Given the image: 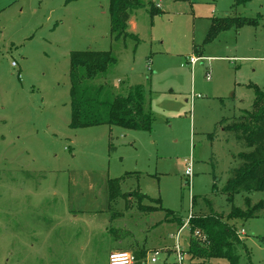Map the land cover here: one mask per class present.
I'll list each match as a JSON object with an SVG mask.
<instances>
[{"label":"rangeland","instance_id":"obj_1","mask_svg":"<svg viewBox=\"0 0 264 264\" xmlns=\"http://www.w3.org/2000/svg\"><path fill=\"white\" fill-rule=\"evenodd\" d=\"M139 2L127 28L137 43L111 34L110 0H0V264H109L118 252L133 264H178L179 231L182 264H227L188 254L192 236L208 241L191 235L192 215L211 207L226 217L246 197L264 202L263 192L228 200L241 148L217 127L252 107L250 85L264 90V0ZM225 15L256 24L206 43L212 19ZM83 51L117 60L92 84L121 95L143 87L149 131L69 127L70 55ZM126 175L123 194L138 190L162 210L141 211L129 197L110 202L109 181ZM168 211L176 222L165 221ZM228 223L245 232L239 264H264V207Z\"/></svg>","mask_w":264,"mask_h":264},{"label":"trees","instance_id":"obj_2","mask_svg":"<svg viewBox=\"0 0 264 264\" xmlns=\"http://www.w3.org/2000/svg\"><path fill=\"white\" fill-rule=\"evenodd\" d=\"M234 7L245 6L254 0H234ZM139 0H110L111 34L116 40L128 37L138 43V38L127 32L131 14L141 9ZM151 16L160 15V10L151 6L147 10ZM205 42L211 43L216 37L226 31L239 30L246 25L256 24V20L241 16L214 18L210 23ZM116 58L111 52L83 51L72 52L70 55V110L72 129L93 126H117L133 131H149L153 117L146 107V96L142 86H130L126 95L115 94L108 85H95L91 81L107 77L108 70L115 66ZM91 82V85L86 83ZM252 87L255 98L249 110L232 119H222L217 127L240 146L241 152L233 156L239 164L229 172V178L224 187L228 200L236 193L250 195L256 192L264 193V90ZM215 134L211 135L214 140ZM131 175L110 180L108 184L109 200H135L141 211L155 212L162 207L143 204L149 198L138 190L128 194L122 193V184ZM130 200V201H131ZM204 202L208 198L203 199ZM159 203V202H158ZM264 207V202L253 204L250 197L245 198V208L231 207L225 217L216 213L213 208L209 212L201 209L193 214L189 221L191 235L199 230L206 235L207 242L196 240L193 236L188 254L193 259L226 260L227 264H239L237 250L243 246V240L228 222L232 220H248L257 217ZM117 215V214H116ZM119 216V215H118ZM117 217V216H115ZM178 219L172 212H167L165 221L176 222ZM179 223V222H178ZM181 228L183 225L180 223ZM188 226V225H187ZM206 241V240H205ZM147 252L143 253V258Z\"/></svg>","mask_w":264,"mask_h":264},{"label":"built area","instance_id":"obj_3","mask_svg":"<svg viewBox=\"0 0 264 264\" xmlns=\"http://www.w3.org/2000/svg\"><path fill=\"white\" fill-rule=\"evenodd\" d=\"M200 58H196V57H192L191 60L193 61V63H195L196 61H198ZM186 176H189V178H191L192 176V167L189 166L185 172ZM190 183V182H189ZM180 232V231H179ZM179 232L176 234V246H175V251H176V256H177V260H178V264H182L183 262V254L182 251L179 248ZM242 234H245L244 230L241 231L240 233H238L239 236H241ZM155 256L157 255V253L154 254ZM133 257L129 254V253H113L111 255H109V264H133ZM152 263L156 262V258H152L151 259Z\"/></svg>","mask_w":264,"mask_h":264},{"label":"crops","instance_id":"obj_4","mask_svg":"<svg viewBox=\"0 0 264 264\" xmlns=\"http://www.w3.org/2000/svg\"><path fill=\"white\" fill-rule=\"evenodd\" d=\"M199 58V57H198Z\"/></svg>","mask_w":264,"mask_h":264}]
</instances>
